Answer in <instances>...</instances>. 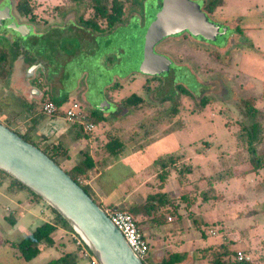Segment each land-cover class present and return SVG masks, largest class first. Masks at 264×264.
Here are the masks:
<instances>
[{
  "label": "rangeland",
  "instance_id": "374dc122",
  "mask_svg": "<svg viewBox=\"0 0 264 264\" xmlns=\"http://www.w3.org/2000/svg\"><path fill=\"white\" fill-rule=\"evenodd\" d=\"M9 1L12 2L11 22L18 23L14 12L16 0ZM34 1L37 4L36 16L43 17L44 21L43 24L35 23L34 31L31 29L26 36H21L11 26H0V46L9 51L13 78L21 76L20 66L33 59L34 55H45L49 61L50 53L55 49L70 53L89 50L90 58L78 63L75 60L65 62L61 56L57 61H51L56 71L62 67L65 70L63 76L59 72L56 75L58 79L55 76L57 81L66 88L74 89L60 110L66 111L73 102L83 104L82 90L88 88L93 99L90 109L101 114L107 113L108 120L122 118L127 113H139L138 124L145 119L142 125H138L140 137L135 140L140 146L143 145L138 159L130 166L117 164L116 169H109L102 177L105 185L111 188L110 193L118 194L111 187L118 180L134 178L136 181L150 170V178L147 181L144 179L145 182L142 181L138 189V193L145 196L151 190L145 183L159 182L156 175L160 172V166L153 167L152 157L170 151L183 155L171 170L164 188L168 193L170 191L172 204L181 207H177L173 213H167L171 219L167 218L166 224L158 226L149 221L143 226L142 232L150 242L149 258L159 262L172 252L186 254L194 249L193 258H199L201 264H206L202 258L211 256L208 252L204 255L201 250L209 247V251L218 250L219 245L225 243L228 251H241L243 258H249L252 264H264V0H222V4L215 8L214 15L228 32L222 31L211 37H194L186 32L182 36L166 37L158 45L156 43L158 50L170 61L169 64L166 62L167 69L164 72L170 67L174 68L175 79L167 77V74L161 77V71L138 70L139 60L142 61L143 57V35L160 0H134L136 3H127L123 21L109 30L117 31L119 40L114 39L116 44L106 48L100 43L92 48L93 37L99 39L102 33L91 31V37L80 39L62 29L74 23L81 25L79 15L89 17L92 14L90 0ZM19 19L20 24L31 23L28 19L25 20L29 21L28 24L22 22L21 17ZM38 26L41 32H38ZM56 34L57 37L54 36ZM198 37H203L207 42L194 39ZM115 57L122 58L121 65L108 66ZM101 58L107 68L110 67L108 70L99 65ZM114 74L117 77L111 82ZM5 79H0V82L9 86L11 81ZM108 84L113 85L105 89L106 99L96 96ZM182 89L188 93H183ZM130 94L138 95L140 102L132 105L125 103L124 99ZM248 97L254 99L259 111L257 118L263 125V139L251 149L237 146L235 137L240 124L248 122L242 104V100ZM202 98H206L204 106L200 105ZM4 102L1 94L0 122L3 124L10 120ZM173 103L176 107L174 114L162 112ZM106 104L110 105L105 111ZM145 116L157 119L147 121L143 118ZM12 123L9 128L22 132L18 123ZM105 125L103 119L95 124L93 132L101 133ZM257 156L261 157V163L255 168L250 159ZM58 162L65 168L62 158ZM183 164H190L191 167L186 173V184L180 183L178 170H175ZM133 171L136 174L129 178L128 175H132ZM207 178L221 199L212 205H198L200 197H193L199 196L200 188L208 186ZM193 182L200 184L197 191L192 188ZM10 186V178L0 173V264H59L57 259L69 252L72 253L73 264H91V257L84 255L85 249L80 245V248L76 247L78 243L73 242V235L60 230L53 235L54 244H41L36 256L24 258L17 246L18 242L49 220L52 213L43 201L29 203L27 190L11 189ZM186 192L189 193L187 202V199L180 197ZM100 205L105 207V204ZM174 205L170 206V210L174 211ZM252 209L263 210L247 216V211ZM79 239L77 235L76 241ZM224 258L233 260L236 257L232 255ZM151 261L147 258L146 264Z\"/></svg>",
  "mask_w": 264,
  "mask_h": 264
},
{
  "label": "crops",
  "instance_id": "0c3cea01",
  "mask_svg": "<svg viewBox=\"0 0 264 264\" xmlns=\"http://www.w3.org/2000/svg\"><path fill=\"white\" fill-rule=\"evenodd\" d=\"M155 2L157 3V1ZM158 5L159 2L156 6L158 7ZM14 12L16 15L15 18L18 20V23H20L19 17L23 19L22 22H25L27 24L29 21H31L29 25H26L28 26L29 30L32 29L34 31V26L36 25L35 23H44V21H42L43 17L38 16L34 20H30L27 17H22L18 15L16 11ZM143 13L144 12H142V14ZM26 19H28L29 21H25ZM40 29V26H38V32H41ZM62 29L70 36H76L80 39L87 38V36L91 37L92 34L90 30L76 23H74L73 25L64 26V28ZM103 33L99 37V39L96 36L93 37L94 40L91 41L92 48L94 45H96L97 47L98 43H100L102 46H105L106 48L111 44L115 43L114 39L119 38L117 37L118 35H116L118 34L117 31H109L107 32V34ZM42 35H44V33ZM54 36L57 37V34ZM58 50L59 49H55L50 53L51 59L49 61L45 59V55H32L34 57L33 59L27 61L26 64L20 66L21 76L19 78L17 76L16 78H13L14 75L12 70L10 69V73L5 80L11 81V84L9 86H5L2 85V82H0V96L2 94L3 102L5 100L3 104L5 105V109L10 115V125H13L12 122L15 121V123H18V126L22 128V132H24L27 126L33 125L35 126L36 134L39 139H42L43 141L47 142H53L57 145L61 144L62 146L66 147L68 150V156L61 157L64 160L65 166H73L83 158L84 153H88L94 159L95 167L90 173V178L87 180V185L89 186V189L93 196H95L100 203L105 204L104 206H108L111 204L115 206H129L142 202L145 199L147 193L156 190V184L146 182L145 184L151 187V190L147 192L145 196H142L138 193V189L141 187L142 183L147 181L146 179L150 178V170L144 173L146 175L143 174V177L141 179H137L136 181L132 177L134 176L133 174H136L137 170L136 172L133 171L132 175L127 174L129 178L132 179L118 180L117 184H113L111 186L112 191H118L117 195H112L110 193L111 188H108L105 185L104 181L102 180V177L104 173L107 172L109 169H116L115 166H117V164L119 166H130L134 160L138 159V156L140 155L143 147V145H139V142H136L137 139L140 137V127L138 125H142L145 119L139 122L138 124L140 114L127 113L122 118L118 117L115 120L110 121L108 120L109 117L106 116L107 113H100L102 115V118L105 119L106 122L104 130L101 133H95L92 130L88 135H79L80 125L73 124L67 121L64 118L63 110H60L63 103H66L69 100V93L73 92L74 89H69V87L66 88L62 84H60L59 81H57L58 76L56 75H58V72L61 76H63L65 70L64 67H62L60 71H56V69L52 68L51 61L53 59V61H57L61 56L63 57V60L65 62L75 60V63H78L81 60H87L88 57L90 58L91 52H89V50H77V52L70 53L65 51L60 52V50ZM115 54L117 55V51H115ZM106 55H110V53H107ZM122 62L123 61L121 57H115V60L110 61L108 66L113 65V67H116L121 65ZM99 65L104 70H108L110 68H107L103 58L100 59ZM26 70L27 73L25 74ZM55 76L57 77V79L55 78ZM116 77L117 74H114L111 77V82H114ZM113 84H108L103 87L102 90L100 89V92H97L96 96L102 97V99H104L105 89L112 87ZM82 95L83 107L86 108V110H93L89 107L90 104H92L90 101L93 100L91 98L92 96H90V89L85 88L84 90H82ZM48 99H53L62 103L58 108V112L54 116H41V106L37 108L36 105ZM109 105L110 104H106L104 106L105 111L108 109ZM146 117L147 116L143 118ZM146 119H148L147 121H151L156 120L157 118L148 116V118ZM160 119H164V117H160ZM143 132L146 131L143 130ZM109 140H111L112 147H105ZM167 153H171V151L153 156L151 159V164L153 163L154 159H156L158 156ZM135 166L136 165H134L133 167ZM175 170H178V168ZM171 172L169 176L171 175ZM155 173L156 172L154 171V174ZM110 179L112 180L113 178L111 177ZM165 183L162 191L166 193L169 199H171L170 191L168 193V191L164 189L166 185ZM180 183L182 184V182ZM120 187H122V189H119ZM202 203H210L212 205L214 201ZM202 203L199 202L198 205ZM51 217L52 214L50 215V218ZM59 230L60 232H64V234L68 233L67 230L63 228H60ZM193 254L194 249L190 252L187 251L185 257L182 258V260L178 264H201V260H199V258H193ZM149 257H151V254ZM148 259H152L150 264L157 263L155 258ZM202 259L206 260V264L208 263L207 258ZM223 259L230 260V258Z\"/></svg>",
  "mask_w": 264,
  "mask_h": 264
},
{
  "label": "trees",
  "instance_id": "16d2710c",
  "mask_svg": "<svg viewBox=\"0 0 264 264\" xmlns=\"http://www.w3.org/2000/svg\"><path fill=\"white\" fill-rule=\"evenodd\" d=\"M6 1L7 0H0V3H4ZM90 1L91 4L89 6L91 7L92 14L89 15V17H85L83 16V14H81L79 15V18L81 25L84 26V28L95 33L108 32L116 24L121 23L125 16V11L127 8L126 4L136 3L134 0H90ZM34 2H35L34 0H16V2L14 3L16 13L22 17H27L30 20H34L37 17L35 12L37 4H35ZM221 4H222V0H208L204 8L208 12H213L215 8L217 6H220ZM9 63H10L9 51L5 47L0 46V79L1 80L8 77L10 73ZM182 92L188 93L186 89H182ZM124 100L125 103L132 105V103L136 104L138 101L140 102L141 98L136 94H130ZM47 101L54 102L57 108H59V106L62 103L53 99H48L46 101L37 104L36 105L37 108L41 106L42 109L43 104ZM205 104H206V98H202L200 100V105L204 106ZM242 104L245 108L244 113L248 119V122H242V124H240L239 128L236 130L235 132L236 144L239 147L245 146L248 149H251L254 147L255 143L262 141L263 125L261 120L257 118L259 111L254 104V99L251 97L244 98L242 100ZM162 112L167 115L174 114L176 112L175 104L173 103L169 108H166ZM86 113H87V120L93 122L94 124L100 123L103 119L102 115L96 111L86 110ZM40 114L41 116L45 115L42 112H40ZM10 121L11 120L5 123L8 127L10 125ZM82 129H83L82 126H80L79 135H88L91 132V131L86 132L83 131ZM14 131L17 132L24 140L38 146L45 154H47L51 159H53L59 165H60V163L58 162L59 158L68 156L67 148L62 146L61 144L57 145L54 144L53 142H47V141H43L42 139H39L36 134L35 126L33 125L27 126L24 132H19L16 130ZM110 146L112 147L111 140L108 141L105 147H110ZM182 158H183L182 154L174 151L171 153L158 156L156 159H154L152 164L154 166H160V172L156 175L159 182L156 184L155 187L156 190L147 193L145 199L142 202L137 204H132L129 206H115L112 204L108 206L129 212L136 219L142 231L144 230L143 228L145 227L144 225L146 224V222L149 221L151 222V224L153 225L155 224L158 226L166 224L167 218L170 217L167 216V213H170V211L171 213L175 212L177 210V207L179 208V206L178 204L175 205L172 204L173 203L172 200L167 197L166 193L163 192L162 189L171 170L175 168L176 162L181 160ZM250 160L252 161L255 168H258L260 166L261 163L260 156H257L256 158H251ZM94 167H95L94 159L88 153H84L83 158L78 163L74 164L73 166H65V168L63 169L71 176V178L74 181H76L93 198V200L97 204L100 205V203L96 201L95 199L96 197L93 196V194L89 189V186L87 185V180L90 178V173L94 169ZM190 168H191L190 164H183L178 169L180 182H182L183 184H186V181H188L186 173L190 171ZM0 173L3 176L10 178L12 185L10 186L12 187L11 189H16V190L25 189L28 191L27 201L29 203L43 201L37 194H35L33 191H31L29 188H27L18 180L10 177L7 173L3 172L2 170H0ZM207 183L208 186H206L205 188L204 187L200 188L199 182H193L191 184L194 191H197V189L200 188L199 190L200 192L198 194L199 196L195 195L193 198L197 199L198 197H200L201 203L209 202V201H217L221 199V196H219V194L216 195L212 182L208 178H207ZM188 194L189 193L186 192V194H181L180 197L185 200L187 199L186 200L187 202L189 199ZM172 205H174L173 206L174 211L170 210V206ZM48 207L50 209V212L52 213V217L49 220H46L41 225L37 226L28 235L22 238L17 244V246L21 251L22 256H24V258L26 259H30L38 254L39 245L54 244L55 241L53 239V235L60 228L67 230L68 234L70 235L74 234V231L71 228V226L68 224V222L56 210H54L50 206ZM186 207L187 205L185 206V208ZM262 210L263 209L248 210L246 215L247 216L255 215L256 213L261 212ZM9 219L11 221H14L13 218H9ZM76 236L77 234H75V237L74 236L71 237L74 243H76ZM80 246H82V248L85 249L86 252H88V257H91L90 259L94 257L85 244ZM80 246L78 244L76 247L80 248ZM209 248H204L201 250L204 252V255L209 253L208 255L211 256V258H207L208 260L207 264H252L251 260L247 259V257L243 258L242 260H238L236 254L238 251L237 252L228 251L226 249L225 243H221L219 245L218 250L209 251ZM71 255L72 253L70 252L62 254L57 259L58 263L73 264L74 261L72 260ZM232 255H235L236 258H234L233 260L232 258H230V260L223 259L225 256H232ZM184 257L185 254H182L180 252H172L168 254L167 257H163L156 264H178Z\"/></svg>",
  "mask_w": 264,
  "mask_h": 264
},
{
  "label": "water",
  "instance_id": "95a60500",
  "mask_svg": "<svg viewBox=\"0 0 264 264\" xmlns=\"http://www.w3.org/2000/svg\"><path fill=\"white\" fill-rule=\"evenodd\" d=\"M152 21L143 35L142 61L138 70L163 72L168 57L155 50L166 35L182 31L192 36L211 37L225 29L211 21L193 0H160ZM12 3L0 6V26H11L21 36L28 26L11 22ZM165 64V65H164ZM164 65V67H163ZM0 170L18 180L48 206L56 210L91 251L99 264H144L132 251L104 209L53 159L38 146L24 140L0 122Z\"/></svg>",
  "mask_w": 264,
  "mask_h": 264
},
{
  "label": "built area",
  "instance_id": "2783aa9c",
  "mask_svg": "<svg viewBox=\"0 0 264 264\" xmlns=\"http://www.w3.org/2000/svg\"><path fill=\"white\" fill-rule=\"evenodd\" d=\"M42 113L46 116H52L57 111L55 103L52 101H47L43 104ZM64 118L73 123L82 126L83 131L89 132L92 131L95 127V124L91 121L87 120L86 109L82 106V104L73 102L72 107L68 108L66 111H63ZM105 213L110 218L111 222L119 229L125 238L127 244L132 249V251L143 261L146 262L147 258H149L150 253V242L145 237L144 233L140 229L136 219L127 211L115 209L109 206H105ZM168 219H171L170 217ZM75 237V234H73ZM81 238L76 241V243H80L79 245H83L81 242ZM85 256H88V252L85 253ZM243 254L241 251L237 252V259L242 260ZM96 258L91 259V264H97Z\"/></svg>",
  "mask_w": 264,
  "mask_h": 264
},
{
  "label": "flooded vegetation",
  "instance_id": "af4514ba",
  "mask_svg": "<svg viewBox=\"0 0 264 264\" xmlns=\"http://www.w3.org/2000/svg\"><path fill=\"white\" fill-rule=\"evenodd\" d=\"M193 1H195L198 5H199V7L202 9V11H204L207 15H208V17H209V19L211 20V21H213L214 23H216V24H219V25H222V26H224V24H222L220 21H218L217 20V18H216V16L214 15V11L213 12H208V11H206L205 10V8H204V6H205V4L208 2V0H193ZM160 5H161V2L159 3V5H158V7H157V9L160 7ZM228 32V30L227 29H225V30H223V32ZM220 32V34H221V30L219 31ZM186 33V31H182L180 34H178V35H166L165 37H162L161 38V40H163L164 38H166V37H170V36H182L183 34H185ZM219 34V35H220ZM194 39H196L197 41H203V42H207L206 41V39H204L203 37H198V38H194ZM159 43H157V45H158ZM221 44H223L222 42H221ZM222 47V46H221ZM215 49H217V50H220L218 47H215ZM155 50L158 52V53H160V54H162L161 53V51H159L158 50V48H157V46L155 45ZM212 53V52H211ZM165 65V64H164ZM164 65H163V67H164ZM164 74H167L166 76L167 77H172V79H175V77H176V70L174 69V68H169L168 70H167V72H164L163 71V73L160 75L161 77H163L164 76ZM149 256H150V253H149ZM144 264H146V262H144Z\"/></svg>",
  "mask_w": 264,
  "mask_h": 264
}]
</instances>
